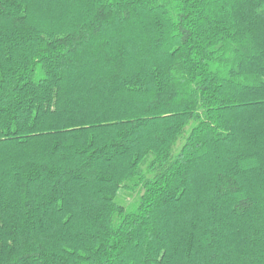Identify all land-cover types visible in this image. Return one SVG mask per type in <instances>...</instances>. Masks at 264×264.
<instances>
[{
	"label": "trees",
	"instance_id": "trees-1",
	"mask_svg": "<svg viewBox=\"0 0 264 264\" xmlns=\"http://www.w3.org/2000/svg\"><path fill=\"white\" fill-rule=\"evenodd\" d=\"M0 264H264V0H0Z\"/></svg>",
	"mask_w": 264,
	"mask_h": 264
}]
</instances>
